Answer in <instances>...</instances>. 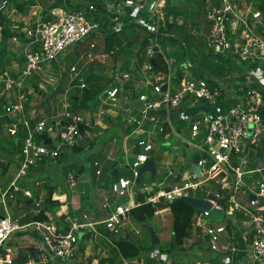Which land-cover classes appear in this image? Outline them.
Masks as SVG:
<instances>
[{"label":"built area","instance_id":"obj_1","mask_svg":"<svg viewBox=\"0 0 264 264\" xmlns=\"http://www.w3.org/2000/svg\"><path fill=\"white\" fill-rule=\"evenodd\" d=\"M168 1L124 0L120 6V13L128 14L136 23L142 22V28L148 31L146 38L148 42L144 49L147 58V65L144 68L149 70L148 74L143 79L140 74L136 78L131 73H122L117 66L115 71L119 73L117 76H112L108 84L110 88L105 91L106 96L103 99L107 106L105 111L112 115L113 120L126 117L120 121L122 123V128L119 129L120 136H113L109 140L112 144H121L126 156L130 149L134 152L132 162L129 163L128 160L126 162L132 171L133 178L119 175V180L117 182L114 180L111 188L116 195L117 192L120 193V200L126 196V202L122 203L119 200L110 204L106 199L103 204L107 212L105 218L98 220L99 214L97 215L95 211L93 216L84 213L82 216L68 219V229L58 224L52 215H48L47 222L37 220L21 224L19 219L12 218L7 210V214H1L0 217V264H13L16 255L10 247L11 235L26 229L29 225H34L35 231L41 233L42 243L36 244L39 248V264H65L63 263L65 258L69 260L74 258L78 239L84 229L88 228L95 233H100L99 225H103L115 235L126 232L130 222V212L140 204L136 200L137 192H133L140 186L136 182L138 169L151 157L155 142L162 143V138H171L173 134L180 136L174 128V112H177V116L183 112L181 117L186 119L189 118L188 115H191L192 137L197 138L202 132L205 133L204 144L194 145L201 154L199 165L202 175L198 176L193 170L190 179V177L185 178V174L182 173L180 181L171 183L166 189L161 188L156 191L152 186L146 185L140 189L141 192L147 194V202L157 204L163 199L173 201L183 196H194L190 194V191H198L204 184L212 181L218 189L214 192L207 189L208 195L201 198H207L214 203V206L222 207L224 220L227 221H217L211 209L199 210L193 219L194 230L201 231L206 247L211 250L231 252L232 255L225 256L224 260L225 264H229L232 263L230 260L237 248L231 241L235 240L234 231L232 228L229 229L228 225L233 223L237 226L238 219H243L246 225L249 224L246 232V236L249 237L248 255L253 263L264 264V179H251L253 173L264 172V166L258 164L255 168L251 166L260 147L264 144H259L260 136L264 132V99L260 97L262 92L251 89L246 92L244 100L226 106L221 88L211 86L207 79L195 75L198 69L193 67L192 60L182 62L179 69H176L165 57L169 67L168 73L164 71L154 73L152 71L153 57L157 54L162 56L165 54L161 48L159 25H167L165 10ZM2 3L0 9L8 13L10 8L7 2ZM95 4L91 2L89 6L80 9L54 7L50 11L52 20L39 19L20 30L23 38L30 43L39 44V49L31 51L28 46H25L26 64L24 68L21 65L22 72L19 77L15 78L9 71H4L0 78L5 81L6 90L11 91L15 97V101L5 104L3 111L0 112V119L3 117L8 119L2 129L6 135L22 143L20 168L16 178L6 189L0 186L4 205V199L7 196L13 198V192L20 190L18 180L28 175L31 168L37 166L40 160L56 161L64 148L82 145L86 134L89 137L94 134L87 128H85V134L81 131V127L92 126L91 113L90 119L85 118L80 113L71 112L68 104L65 106L66 109L56 114L52 121L47 117L40 118L38 108L33 107L27 111L28 98L23 87L26 78L33 72L41 70L44 62L55 61L58 57L65 56L99 26L87 16V11L95 10ZM250 4L242 0H221L220 5L212 6L207 12V20L211 25L207 46L217 55L232 52L242 62L261 64L264 62V36L254 32L250 18L252 16V19H257L262 17V14L260 10H252L250 7L253 4ZM243 8L249 9L246 16L242 12ZM107 10L112 15L115 13L109 7ZM131 21L133 22L132 19ZM168 35L169 33L166 32L165 36ZM12 39L16 43L20 42L17 34ZM96 46V43H91L92 48ZM190 68L192 70L188 71ZM260 70L263 72L262 69ZM71 71L76 73L78 68L73 65ZM177 71H180L183 77L176 82ZM251 73L250 76L257 79L259 87H264L259 76L253 71ZM133 79V86L134 82L141 83L134 86L137 89L136 93L125 87L127 82ZM79 82L80 88L87 87L85 81ZM165 84L167 89L163 90ZM260 112H263V118ZM181 120L184 121L182 118ZM103 121L105 122V118ZM201 124L202 129H200ZM104 128H108V125L104 124ZM44 136L50 138L51 143L45 142ZM55 138L61 142V146L53 145ZM257 146H259L258 149ZM111 155L112 152L108 158L113 159L114 155L113 157ZM170 163L168 160L165 161L166 172L175 178L178 173L168 168ZM101 164L99 161L95 162L97 166ZM101 171L102 168H98L97 173L100 174ZM70 177L73 178L72 175ZM225 189L229 190L230 196H226ZM24 193L27 197L33 196L30 189H25ZM251 195L255 198L252 199ZM245 198L248 199V203ZM220 199L227 200V208L219 204ZM165 210L170 209L165 208ZM157 213H161V210ZM239 214L243 217H238ZM205 216H213L214 222H211V219L204 221ZM229 231L232 234H229ZM6 240L8 244L5 246ZM155 255H153L154 258H156Z\"/></svg>","mask_w":264,"mask_h":264},{"label":"rangeland","instance_id":"obj_2","mask_svg":"<svg viewBox=\"0 0 264 264\" xmlns=\"http://www.w3.org/2000/svg\"><path fill=\"white\" fill-rule=\"evenodd\" d=\"M83 1L85 6H89V4L93 1L96 3L95 10L87 11V16L91 21L96 22L99 26L96 27L88 37H85L82 42L76 44L71 50H69L65 56H60L55 61L44 62V64L41 66V70L33 72L31 76L26 78L23 91H29L31 94L34 95V99L32 100L33 107L39 109L40 118L51 117L54 114V109H56L55 112L57 114L63 112L66 109L65 106L67 104L69 105L68 109L73 113H80L88 119H90L92 115L91 121L92 126L94 128L93 132H95L96 135H92V137L86 136V141L89 142L92 141L93 138L101 136L102 130H99L97 126H102L104 128L103 123L107 124L108 127L111 125L110 123H106L103 121L104 117H107L106 114L112 116L110 113L105 111V108L107 106L104 104L103 99H105L104 96H106L105 91L110 88V85H108L109 80H111L112 76H117V74L119 73L115 71L116 65L119 64L115 62V58L119 57L120 63L122 62V59L126 58L128 67H134V64L136 63V60H138V58H140L141 56L145 57L144 40L148 37V31L142 28V22L136 23L134 19L130 18L128 14L120 13V6L124 0H121V2H116L115 0ZM37 3L43 8L45 6V8H49L50 10L53 8L47 5L53 2ZM57 3L58 7H61L63 9H69V6L66 4V2ZM70 3L73 7H75L76 4L79 2ZM111 3L113 5H110ZM2 4L3 3L0 2V6ZM220 4L221 2H213V0H182L178 5H173L171 2H167L165 10L166 22L172 23V26L168 31V27L163 24L159 25L160 42L161 40L163 41L161 42V48L166 52L168 56L167 58L172 67L179 69V65L182 62H189L190 60H192V63H194L193 67L196 65L198 68V70L195 71V75L207 79V81L212 85H218L223 91L228 94H235L239 90L240 86H242V89H244L245 87L247 91L253 88L260 90L257 79L252 76L248 77V74H252L251 72L253 71L259 76V79L264 83V62L261 64L245 63L240 61V58L237 55H234V53L232 52H224L217 57L216 53H214L207 46V37L210 34L211 30V25L207 20V12L212 6ZM108 7L111 8V11L115 12L113 15L110 14V12L107 10ZM250 8L254 10L253 5H251ZM49 9H46L47 12L43 16H41L42 12L41 9H39L40 11H36V15L33 13L34 18H37V16H41V19L52 20L53 17ZM248 10L249 9L247 8L242 9L244 16L247 15ZM8 14L12 18L13 25L21 22V20H19V16H21L20 14L16 13L13 10H10ZM26 19H28V17ZM131 19L133 20V22L131 21ZM25 21V19H22V22ZM250 22L252 24L254 32L264 36V34H262L264 31L260 29V26H262L263 23L262 17L252 19L250 20ZM166 32H169L168 36H165ZM108 35L111 37L112 40L115 38L114 40H116L118 43H122V46L118 45L117 42L114 43L116 45L114 56H112L113 54H110V52L106 50L105 40ZM92 42L96 43L97 46L95 48L91 47ZM1 43L2 34L0 31V45ZM27 43H30V41H27L26 43L22 44L21 41L19 43H16L12 38H10L9 42L7 43V51L0 54V56L3 57V61L0 60L1 71L6 69L5 71H9L10 73L12 72L13 74H11L15 78L19 77L22 72V67L16 66L15 69L17 72L14 70L13 64L14 59H16V57L14 58V56L18 55V48L19 46L23 45V55L21 53L19 56L22 61H24V68L26 64V55L24 50L25 46H28ZM35 44L37 45L35 49H31L29 48V46L28 48L31 51H37L39 49V44ZM73 65L78 68V71L76 73H73L71 71V67ZM90 65L94 67V70L90 68ZM144 67L142 71L143 75H147L149 70H146ZM193 67L192 69L194 70ZM211 68L212 70L216 69L219 72L229 74V76L225 78L220 77L218 78L219 81H216L215 78H213L211 75ZM192 69L190 68V70L188 71H191ZM199 69L201 71H205L206 73L201 72ZM260 69H262L263 72ZM3 73L4 72H2V74L0 75V78ZM232 76L240 77L234 78L227 82L224 81L225 79ZM123 79L125 78L123 77ZM80 80L86 82L87 88L79 87ZM34 83L39 84V89H36L34 87ZM57 87H59L58 91L56 89ZM0 89L5 92L8 91L5 88V81L3 80H0ZM90 94H94L95 98L94 100L89 101L87 106L81 104L77 99H75L77 95L79 96ZM260 97L264 99V96L262 94H260ZM2 110L3 108L1 106L0 112ZM45 110H47V113ZM111 111L116 110L111 109ZM182 113L183 112H181V115L179 116L173 115L174 128L176 132L180 134V136L173 134L171 138H162V143L155 142V149L153 152H151V157L154 158L157 162L160 173L157 174L153 179L148 173H145L142 176L141 181L145 183V185L152 186L154 189H166L171 185L173 176L168 175L166 172V160L171 162L168 167L169 169H172L177 173H184L185 178H192L193 156L198 152V149H196L194 145L204 144L205 133L202 132V134H200L197 138L192 137L190 130L192 124V119L190 118L191 115H188L189 118L186 119L181 117ZM181 118L184 121H182ZM121 119L118 121L120 122ZM120 127L122 128L121 122ZM120 127L118 129L117 127H115L116 130L110 133L109 138H112L113 136H120ZM202 128L203 126L201 124L200 129ZM2 137H5L8 142H17L14 138L6 135L3 129ZM18 142L20 143V149H22V143L20 141ZM263 142L264 132H262L260 136L259 144H262ZM53 145L61 146V142L57 138H55ZM85 145L89 146L90 144L85 143ZM7 147L8 149L4 150L2 152V157H0L2 160L1 162L5 163L3 165L2 163L0 164V186L3 189H6L7 186L10 185L11 181L14 180L18 172L17 167L9 169V166H11V164L18 163L16 162L15 157L13 156L11 162L6 157H4V155L11 152V154L14 153L17 158V152L19 150H11L9 144H7ZM258 148L259 146H257V149ZM110 149L111 148L109 147L105 148L103 152H101L99 155V159L102 160L103 168L106 171L108 170V167L111 162L107 159V153ZM87 150L83 149L82 152H78L75 151L73 147H66L62 150V155H64L65 157L60 163H53L55 161L51 160H40V164H49V166L44 168V174H42L39 179H46L45 187L51 183L55 186H59V188H57L53 195V198H55L60 193H64L65 189L62 185H72V182L75 178L78 181V184L80 182L81 183L80 185H74V189L77 191L79 189L81 191H85L80 194L82 197L83 205V207L79 211L80 216H82L84 213H88L93 216V211L99 210L101 211V218H105L107 216V212L103 208L105 200L107 199L110 204L116 202V193L111 189V185L114 183V181L112 179H109L108 181L107 178L104 179L103 183L107 181V185L103 188L99 185V190H97V193H93L95 192V190H92L93 186L89 181L95 177L94 169L92 167L82 166L84 164H89L86 161L90 155ZM114 151V153L116 154L114 155L113 160H116L118 162L117 169H119L120 175L122 177H128L132 179V171L130 167L126 165V162L127 160L129 163L132 162L134 158L133 150L130 149V152L126 156L122 145L114 144ZM7 161H9L8 164H6ZM81 162L84 164H80ZM5 166L6 168H4ZM255 167L256 165L252 166V168ZM78 168H85L84 173H82L83 175L79 174L82 171L78 170ZM71 172L74 173L75 176L74 178H71L69 176V179L68 175ZM251 179H264V172L253 173ZM84 180H86V182H84ZM19 186L21 191H14L13 198L7 196L4 199L6 206L3 204L0 193V214L6 215L8 210V214L14 219H19L21 224L37 221L35 216L39 214V212L43 208H45L44 200L47 197V191L43 188L42 184L40 183L39 185L37 184V186L33 185L31 187H28L26 184L19 183ZM89 186L91 189L89 188ZM27 188H29L33 192L32 197H27L25 195L24 190ZM42 189H44L45 191L44 194L41 196ZM207 189L211 190V192H214L218 189V186L214 185L212 181H209L202 187H200L198 191H190V194L197 197H205L208 195ZM133 192H137V188L134 189ZM240 193L241 191L239 192V195ZM28 198H31L34 201L28 203ZM76 200H78V198H76ZM126 200L127 197L125 196L122 197L120 201L124 203L126 202ZM245 201L246 203H248L247 198H245ZM76 203L78 204V202ZM160 210L161 213H157L153 218H151L147 222L148 225L154 227L162 242L160 245L155 246L156 248H150L148 253L152 257L154 254H156V260L147 257L146 260H144L147 261V264H167L171 262V259L169 257L170 255L161 251V247L171 239L172 214L171 211H166L165 208ZM51 215L54 217L55 214H53V211L51 212ZM203 219L204 221H206L207 219H211V222H214L213 216H205ZM131 227L133 230L131 229ZM244 227L245 229H248L249 224L244 225ZM128 228L132 237L141 238L140 243H149L147 227L142 226L141 224L131 225L130 221ZM34 232L36 233V235H34ZM193 233L195 234L193 238H191L192 240L188 239L185 244L186 249L183 251H179L178 256L180 255L181 258H179L178 261L175 262V264L202 263L200 260H202L201 256H203L204 251L206 249V243L203 242L204 238L201 233L195 230H193ZM39 235H41V233L39 231H35L34 225H29L26 229L16 231L14 234H12L10 238V247L12 248L14 255H16L19 248H27L29 246H32V244H41L42 239L41 237H39ZM100 236V233H96V235L94 236V240L86 248L84 254H80L78 258L75 257L71 260L65 258L63 263L98 264L99 259L101 257L108 255L107 247H104L102 240H99ZM197 239L200 240L201 245L193 247L192 243ZM209 253L211 254V250L209 251ZM219 255L222 257L221 254ZM94 256L98 257L95 258Z\"/></svg>","mask_w":264,"mask_h":264},{"label":"trees","instance_id":"obj_3","mask_svg":"<svg viewBox=\"0 0 264 264\" xmlns=\"http://www.w3.org/2000/svg\"><path fill=\"white\" fill-rule=\"evenodd\" d=\"M250 1H252L249 3L253 4L254 9L261 11L263 23H262V26H260V29L262 31H264V0H250ZM7 2L9 4L17 2L16 7L19 8L20 11H24L26 9V5H24L23 2H28L29 4H32V5L36 4L35 0H29V1L28 0H7ZM57 2H66V4L69 7L72 6L70 3L71 2L70 0H54V2L49 7H53V8L58 7ZM213 2H221V0H213ZM84 7H85L84 3L79 2L78 4H76L75 7H71V8L80 9V8H84ZM47 9H49V8H47ZM46 12L42 11V14L44 15ZM250 20H252V16H251ZM10 23L12 24L11 16L8 13H5V11L3 9H0V27H2V43L0 45V50H1V47L3 46V44H5L6 41L8 39L12 38L14 35L17 34L19 36V38H21V39L23 38L22 34L19 33L18 30H15L10 26ZM171 26H172V23H167L166 27H168V31L170 30ZM161 29H162V27H161ZM262 34H264V32ZM114 39L112 40L111 37L108 35V37L105 40L106 50L109 51L113 55L115 54V49H116L115 48L116 45L114 43L117 42ZM161 42H163V41L161 40ZM118 45L122 46V43L119 42ZM144 46H146V44ZM219 55L216 54L217 57ZM165 57L166 58L168 57L166 52H165L164 56H162L161 54H157L153 57L154 62H152V65H153L152 71L154 73L159 72V71H164V72L168 73L169 67H168V64L166 63ZM0 60L3 61L2 56H0ZM145 61H147V58L144 56H141L140 58H138V60H136L135 72L131 71L130 67H128L127 62L122 66V68H120V70L122 71V73L123 72H127V73L133 72L132 76H135L137 78L140 74L139 71L141 70V67H142V65H144ZM195 67L197 68L196 65H195ZM90 68L92 70H94L93 69L94 67L92 65H90ZM5 70L6 69L1 71V69H0V75ZM201 72L206 73L205 71H201ZM203 73H202V75H203ZM211 75L213 78H215L216 81H219L218 78H220V77L225 78V77L229 76V74L219 72L216 69L212 70V68H211ZM175 77H176V79H175L176 82L180 81L181 78L183 77V74L180 73V71H177ZM133 81H134V79L131 81H128L127 84L125 85V87L127 90L130 89V91L136 93L137 89L134 88V86L132 85ZM109 82H110V80H109ZM33 85L36 89H39L38 83H34ZM211 86H216V85L211 84ZM56 89L58 91L59 87H57ZM28 92L29 91L26 92L27 98H28V101L26 103V110L27 111H29L33 107V105H32L29 108V105L32 103V100L34 99L33 98L34 95L31 93H28ZM262 94L264 96V93H262ZM76 97H75V99H76ZM79 97L80 98L77 100L81 104L87 106L89 101L94 100L95 95L94 94L79 95ZM11 101H15V97H13V99ZM4 103L7 104L8 102L7 101L5 102L4 97H0V108H1V105ZM45 111L47 113V110H45ZM55 111H56V109H54V114L51 117H49V119H51V121L54 120V117L57 114ZM113 121L114 120L111 118V116L107 115V117L105 118V122L110 123L111 125L108 128H103L102 126H97V128L99 130H102L101 136H98L97 138H93L92 141L88 142L90 144V146H89V149L87 151L89 152L90 155L86 161L88 163H90V166L94 169L95 177H94L93 183L97 182L98 186L100 185L102 188L107 185V181L109 179H112L114 181V178H113L112 174H110V172H112L111 166L116 160H110L111 162H110V165L108 167V170L106 171V170H104V168H102V171L100 172V174L97 173L98 166L95 165V162L96 161H99V162L102 161L101 159H99V155L101 152H103V149H102L103 144L106 142V140L109 139L110 133L114 132L116 130V128L114 127ZM6 122H8L7 118L3 117L2 119H0V157H2V152L4 150L8 149L7 144H9L11 147V150H15V151L19 150L17 152V154L19 155V159H21L20 143L19 142L11 143V142H8V140L5 137H2L3 124ZM85 128H87V130H89L91 132L94 131V128L92 126H89V127L84 126V127H81V131L83 133L84 132L86 133ZM87 135L88 134H86L85 136H87ZM73 149H75V151L82 152L84 149V146H81V145L74 146ZM13 156H15V154L14 153L11 154V152L4 155V157H6L11 162H12ZM64 157L65 156L61 154V156H59L57 158V160L53 163H56V162L60 163ZM0 160H1V158H0ZM9 161H7L6 164H8ZM43 161H45V160H43ZM1 163L2 162H0V164ZM100 163H102V162H100ZM3 164H5V163H2V165ZM253 165L257 166V164H251V166H253ZM45 166H46V164H40L39 162L37 164L38 169H43ZM83 166L89 167V164H86V165L84 164ZM4 168H6V166ZM114 168H117V164L115 165ZM78 170H81L82 171L81 173H83L85 168H82V169L78 168ZM108 171H109V173H108ZM118 173H119V169H118ZM40 177H41L40 175L34 176L32 181L31 182L28 181L26 184L28 187H31L33 185L37 186V183L39 182V183H42L43 188L47 191V194H46L47 197L44 200V205H45V208H43L44 211L35 216L36 220L44 221V222L49 221V216L47 213L53 211V214H55L54 218L57 221V223L62 225L65 229H68V224L64 223V222H66L65 218L67 215L62 214L61 216H58L56 214V211H57L56 208H58V207L60 208L62 205L60 200L53 198V195H54L55 191L57 190V188H59V186L49 184L48 186L45 187L46 179L41 180V179H39ZM106 178H107V181L105 183H103V180ZM172 180H173V178H172ZM23 184H25V182ZM140 184L141 185L137 188V193H136V200L140 204L131 210L130 221H131V225L141 224L142 226L147 227V232H148V236H149V243L148 242L146 244L140 243L141 238L132 237L130 235L129 228L127 229L126 232H123L120 235H115L114 233L110 232L103 225H99V229H100V233H101L99 240H102L104 247L105 246L107 247L108 255L101 257L99 259L98 264H147V261H144V260H146L147 257H149L150 259L156 260V258H153L148 253L150 248H156L155 246H157V245H152V243H151V235H150V230H149L150 225H148L147 222H148V220L153 218L156 215V212L160 209L169 208L171 211V214H172V223H171L172 235H171V239H170V241H168L166 244H164L161 247V251L168 253L170 255L169 257L171 259V262H169L167 264H175V262H177L178 259L181 258L180 255L178 256L179 251L185 250L186 249L185 244H186L187 240L190 238H193V236L195 234V233H193V230H194L193 229V219H194L195 214H197L199 212V210L190 206L189 204L184 202L181 198H177L173 201H166L163 199L157 204L149 203V202H147V194L142 193L140 190L142 187H144L146 185L142 181ZM52 187H53V192L50 193V189ZM111 188H112V185H111ZM155 190L157 191L158 189H155ZM224 192H225L227 197L230 196L229 190L225 189ZM64 193H67V201L71 202L73 195L70 192L64 191ZM30 199L31 198H28L27 200H30ZM79 200H80L79 202L77 200H75V202H78L79 205L74 204L73 209H71L73 211L72 213H75L78 215L80 214L79 211L82 208V197H81V195H80ZM28 203H29V201H28ZM219 204L221 206H223L224 208H227L228 202L226 199H224V200L220 199ZM95 212H97V211H95ZM240 216L243 217L242 214L238 215V217H240ZM94 217H96V216H94ZM223 221L226 222L227 220L226 221L223 220ZM232 227H234V225H233V223H230L228 225V228L231 229ZM131 229H132V227H131ZM198 232L201 233L200 230H198ZM95 235H96V233L94 231H92V229L87 228V229L83 230V233L81 234V236L78 239L79 244L77 245V249H76V253H75L74 258L75 257L78 258V256L80 254H84V252L86 251V248L94 240ZM203 242H205V241L203 240ZM198 245H201L200 240H198V239L192 243L193 247L198 246ZM210 250H211L210 248L206 247L203 256H201V258H202V260H200L202 262L201 264H206L207 262H211V254L209 253ZM211 251L215 252L213 250H211ZM196 253H197V251H196ZM228 253H231V252H228ZM38 255H39V248L35 244L34 245L32 244V246H29L27 248H19L18 252L14 258L13 264H30L29 263L30 261H34L32 264H37L38 263ZM94 257L96 258L98 256H94ZM217 257H219V256L217 255Z\"/></svg>","mask_w":264,"mask_h":264},{"label":"crops","instance_id":"obj_4","mask_svg":"<svg viewBox=\"0 0 264 264\" xmlns=\"http://www.w3.org/2000/svg\"><path fill=\"white\" fill-rule=\"evenodd\" d=\"M7 2V0H0V2ZM29 1V0H28ZM71 2H84L83 0H70ZM116 2H121V0H115ZM182 0H179V3L181 2ZM37 2H54V0H38V1H36V4H29L28 2H23L24 3V5H26V9L24 10V11H20L19 10V8H17L16 7V3L14 2V3H12V4H9L8 2H7V6H8V8H10V10H13V11H15L16 13H18V14H20L21 16H19V20H21V22L20 23H18V24H14L13 25V23L11 24L10 23V26L13 28V29H15V30H18V31H20L19 29H21V28H24V27H26V26H28L29 24H31V23H33V22H36V21H38L39 19H41L40 17L41 16H43V14L41 15V16H37V18H34V14L36 13V11H40L39 9H41V12L42 11H47V10H45V9H47V8H43L42 6H40ZM94 2V1H93ZM168 2H171L170 0L168 1ZM212 2V1H211ZM242 2H252V1H250V0H242ZM22 3V2H21ZM38 4V5H37ZM50 4H52V3H50ZM50 4H47L48 6H50ZM78 4V3H77ZM71 7H73V6H71ZM71 7H69V8H71ZM32 8V9H31ZM34 9V10H33ZM71 9H73V8H71ZM6 13V12H5ZM9 13V12H8ZM34 13V14H33ZM36 15V14H35ZM28 17V19H26ZM22 19L24 20H26L25 22H22ZM33 21V22H32ZM199 25V24H198ZM0 31H1V34H2V27H0ZM143 39H145V38H143ZM9 40L10 39H8L7 41H6V43L5 44H3V46L1 47V50H0V54L1 53H3V52H6L7 51V43L9 42ZM20 41H21V43L22 44H24V43H26L27 42V40H25V39H20ZM28 44V46H29V48H31V49H35L36 47H37V45L35 44V43H27ZM23 48H24V46L22 45V46H19V48H18V55H15L14 56V58L16 57V59H14V64H13V68H14V70L16 71V69H15V67L16 66H19V67H21V65H23V63H24V61H22V59L20 58V54L22 53V55H23ZM111 54V53H110ZM112 56H114V55H112ZM123 57V56H122ZM18 59H19V61H18ZM119 57H116L115 58V62L116 63H119L118 65H116V67L117 66H119L120 68H122V66L127 62L126 61V58L125 59H122V64L120 63V61H119ZM147 65V62L145 61V63H144V65H142L143 67L144 66H146ZM143 67H141V70L139 71V73H140V75H141V79H143L144 77H145V75H142L143 74ZM130 69H131V71H133V72H135V69H136V65L134 64V67H130ZM17 72V71H16ZM133 72H131V74L133 73ZM12 73V72H11ZM192 73V72H191ZM13 74V73H12ZM140 79V80H141ZM138 84L140 85L141 83H136V82H134V86L136 87V86H138ZM142 88L144 89V87L142 86ZM253 89H256V88H253ZM222 90V89H221ZM223 91V90H222ZM246 92H247V89L244 87V89H242V86H240L239 87V90L235 93V94H228V93H226L225 91H223V94H224V98H223V102H224V104L226 105V106H230V105H232V104H236L237 102H240V101H242V100H244L245 98H246ZM0 97H4L5 98V102L7 101V102H10L12 99H13V95H12V92L11 91H2L1 89H0ZM6 103H4V104H2L1 106H2V108H4V105H5ZM33 105V102L29 105V108L31 107ZM3 111V110H2ZM103 124H105V123H103ZM114 127H117V129L120 127V122L118 121V119L116 120H114ZM94 134L93 135H96V133L95 132H93ZM87 140V138H85V140H84V142L82 143V145L81 146H84V149L85 150H87V149H89V146H86L85 145V143L86 144H88V141H86ZM112 141L111 140H106V142L103 144V147H102V149L104 150L105 148H111L109 151H108V155L110 154V152H112V157H113V155H115L116 153H114L115 151H114V144H112L111 143ZM15 157V160H16V162H18L17 164H11V166H9V169H11V168H13V167H17L18 168V172H19V168H20V160L21 159H19V155L17 156V158H16V155L14 156ZM257 157V156H256ZM107 159L108 160H113V159H110V158H108V156H107ZM100 162H102V161H100ZM80 164H83L82 162L80 163ZM86 165V164H85ZM49 166V164H46V166L45 167H48ZM83 166V165H82ZM44 167V168H45ZM89 167H91L90 166V163H89ZM44 168L43 169H38V167L37 166H35V167H32L31 168V170L29 171V173H28V175H26V176H24V177H22L18 182H17V184L19 185V183H24L25 182V184H27V182L29 181V182H31L32 181V179H33V177L34 176H37V175H42V174H44ZM98 168H103V164H101V165H99L98 166ZM97 168V169H98ZM18 172H17V174H18ZM72 173V172H71ZM69 173V175H68V178L70 179V177L69 176H71L72 174V177L74 178V173ZM84 173V172H83ZM17 174H16V176H17ZM79 174H82V173H79ZM30 175V176H29ZM83 175V174H82ZM16 176H15V178H16ZM14 178V179H15ZM93 180H94V178H92L89 182H91V184H92V186H93V189L92 190H95V192H93L94 194H96L97 193V190H99V187H98V183L96 182V183H93ZM12 182V181H11ZM84 182H86V180H84ZM81 183V182H80ZM80 183L78 184V181L74 178V181L72 182V185H66V184H64V185H62L63 186V188L65 189V192H70L73 196H72V201L71 202H67V193H60L58 196H56L55 198L56 199H58V200H60L61 201V203H62V205H61V207L59 208H56V214L57 215H60V214H65V215H67L66 216V218H65V221L66 222H64V223H66V224H68L69 222L67 221L68 219H70V218H72V217H74V216H80V214L78 215V214H75V213H72L73 211L71 210V209H73V205L74 204H77L76 202H75V200H76V198H78V202L80 201L79 200V198H80V194L81 193H83V192H85V191H81L80 189L77 191V190H75L74 189V185H76V184H78V185H80ZM11 184V183H10ZM40 184H42V183H40ZM52 184V183H51ZM86 184V183H85ZM8 187V186H7ZM53 188V187H52ZM76 188H77V186H76ZM89 188H90V186H89ZM27 189H29V188H27ZM91 189V188H90ZM18 191H21V190H18ZM44 189H42V193H41V196L44 194ZM54 198V199H55ZM66 200V201H65ZM32 202V201H31ZM42 202H43V200H42ZM64 203V204H63ZM70 205L72 206V207H70ZM78 205H79V203H78ZM92 206V205H91ZM82 207H83V205H82ZM92 208H95V207H92ZM81 210V209H80ZM49 214H51V212H48ZM83 214V213H82ZM99 214V218H98V220L100 219H103V218H101V211H99V210H97V215ZM242 218V217H241ZM243 221V219H238V223H236V225L237 226H234V227H232V230L234 231V234H235V240H231L232 242H234V245L236 246V248H237V251H236V253L234 254L233 253V256H232V260H230V262H232V263H230V264H255V263H253V261H252V259H251V257L248 255V251H249V249H248V247H249V243L247 242V240H248V238L249 237H247L246 236V232H247V229H245V227H244V225H246L244 222H242ZM244 223V224H243ZM38 234V233H37ZM229 234H232L230 231H229ZM34 235H36V233L34 232ZM39 237H41L40 235H39ZM221 254L222 255V257L219 255V254ZM199 255H200V253H199ZM217 255L219 256V257H217ZM228 255H229V257H230V255H232V253H229V254H225V253H223V252H212L211 251V262H207L206 264H222V263H226V262H224V260H225V256H227L228 257ZM201 264V263H200Z\"/></svg>","mask_w":264,"mask_h":264},{"label":"water","instance_id":"obj_5","mask_svg":"<svg viewBox=\"0 0 264 264\" xmlns=\"http://www.w3.org/2000/svg\"><path fill=\"white\" fill-rule=\"evenodd\" d=\"M171 3L173 5H178L179 4V0H170ZM147 40L145 39L144 40V43L147 44ZM19 61V59H18ZM152 62H154V60H152ZM248 75H252V74H248ZM240 76H232V77H229L227 79H225L224 81L227 82V81H230L234 78H238ZM167 89V84H165L163 86V90H166ZM262 92L264 93V88H261ZM80 97L77 96L76 99H79ZM86 101V100H85ZM162 112H165V110H162ZM174 116H177V112H174L173 113ZM260 115L261 117L263 118V112H260ZM252 126V125H251ZM252 131V130H251ZM43 139L45 140V142H48V143H51V139L50 138H46L45 136L43 137ZM263 157H264V144H262L261 148H260V151L257 155V157L252 161V164H259L260 166H264V161H263ZM200 158H201V154L199 152H197L194 156H193V169H194V172L198 175V176H201L202 173H201V166L199 165V161H200ZM117 164V162L115 161L111 168H112V176L114 178V180L117 182L119 180V173H118V169L117 168H114L115 165ZM145 173H148L151 178L153 179L157 174H159V170H158V167H157V162L155 161L154 158H148L146 160V162H144L140 168L138 169V177L136 179V182H137V185L139 186L140 183H141V180H142V176L145 174ZM182 177V173H178L177 176L175 178H173L172 180V184L173 183H176V182H179L180 179ZM120 190V188H119ZM53 192V188L50 189V193ZM120 193L117 192V195H116V201L118 202L120 200ZM251 198L254 199L255 196L254 195H251ZM181 199L186 202L187 204H189L190 206L198 209V210H210L211 209V212L212 214L214 215V217L216 218L217 221H223L224 220V209L222 207H217V206H214V203L210 200H208L207 198H201V197H194V196H183L181 197ZM32 199L29 200V202H31ZM70 207H72L70 205ZM44 210H41L39 213H42ZM97 213V212H96ZM2 215L0 214V217ZM149 230H150V235H151V243L152 245H160L161 244V239L158 235V233L156 232V230L154 229L153 226H149ZM8 244V240L5 241V246Z\"/></svg>","mask_w":264,"mask_h":264},{"label":"clouds","instance_id":"obj_6","mask_svg":"<svg viewBox=\"0 0 264 264\" xmlns=\"http://www.w3.org/2000/svg\"><path fill=\"white\" fill-rule=\"evenodd\" d=\"M51 11V10H50ZM42 20H45V19H42ZM21 30V29H20ZM19 33H20V31H19ZM21 39V38H20ZM22 39H24V38H22ZM249 77H251L250 75H248ZM216 86H218V85H216ZM261 88H264V87H261ZM261 88H260V90H261ZM261 92H262V90H261ZM263 93V92H262ZM263 95V94H262ZM4 109V108H3ZM260 151V150H259ZM258 155V154H257ZM255 159V158H254ZM253 159V160H254ZM117 162V161H116ZM117 164H118V162H117ZM257 164V163H256ZM259 165V164H258ZM158 167V166H157ZM159 170V169H158ZM194 170V169H193ZM160 173V172H159ZM179 173H182V172H179ZM120 175V174H119ZM32 201H33V199H32ZM44 210V209H43ZM170 211V210H169ZM48 215H51V214H49V213H47ZM10 243V242H9ZM36 245V244H35Z\"/></svg>","mask_w":264,"mask_h":264}]
</instances>
